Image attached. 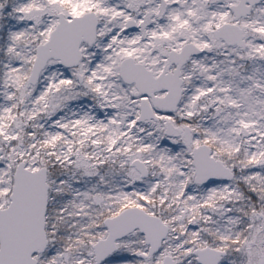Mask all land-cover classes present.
Wrapping results in <instances>:
<instances>
[{
  "label": "snow or ice",
  "instance_id": "obj_1",
  "mask_svg": "<svg viewBox=\"0 0 264 264\" xmlns=\"http://www.w3.org/2000/svg\"><path fill=\"white\" fill-rule=\"evenodd\" d=\"M0 264H264V0H0Z\"/></svg>",
  "mask_w": 264,
  "mask_h": 264
}]
</instances>
